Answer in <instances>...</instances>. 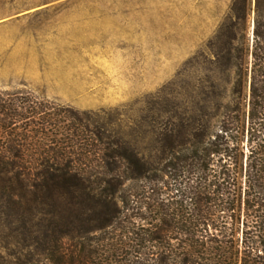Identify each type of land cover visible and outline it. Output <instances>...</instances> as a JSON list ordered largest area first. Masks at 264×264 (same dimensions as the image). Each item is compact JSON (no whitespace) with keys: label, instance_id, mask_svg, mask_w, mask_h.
Masks as SVG:
<instances>
[{"label":"trees","instance_id":"trees-1","mask_svg":"<svg viewBox=\"0 0 264 264\" xmlns=\"http://www.w3.org/2000/svg\"><path fill=\"white\" fill-rule=\"evenodd\" d=\"M236 59L233 97L156 158L100 146L69 108L0 91L2 191L11 205L31 192L25 221L47 208L62 222L55 264H98L89 235L116 231L130 253L117 264H264V0ZM95 220L78 236L67 226Z\"/></svg>","mask_w":264,"mask_h":264},{"label":"rangeland","instance_id":"rangeland-1","mask_svg":"<svg viewBox=\"0 0 264 264\" xmlns=\"http://www.w3.org/2000/svg\"><path fill=\"white\" fill-rule=\"evenodd\" d=\"M253 23L254 0H0V91L69 108L100 146L156 158L182 143L193 117L233 97ZM5 183L0 264H55L62 222L51 224L47 208L25 221L33 195L11 205ZM99 223L67 226L78 236ZM119 233L89 235L98 264L130 255Z\"/></svg>","mask_w":264,"mask_h":264},{"label":"water","instance_id":"water-1","mask_svg":"<svg viewBox=\"0 0 264 264\" xmlns=\"http://www.w3.org/2000/svg\"><path fill=\"white\" fill-rule=\"evenodd\" d=\"M254 2H255V0H254ZM252 37H253V25H252V28H251L250 41H252Z\"/></svg>","mask_w":264,"mask_h":264}]
</instances>
